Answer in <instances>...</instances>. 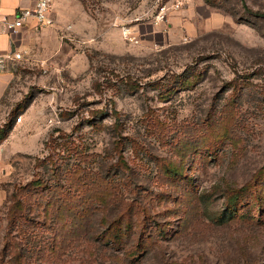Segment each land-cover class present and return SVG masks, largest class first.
<instances>
[{
	"label": "rangeland",
	"instance_id": "1",
	"mask_svg": "<svg viewBox=\"0 0 264 264\" xmlns=\"http://www.w3.org/2000/svg\"><path fill=\"white\" fill-rule=\"evenodd\" d=\"M73 3L37 60L3 69L0 260L11 238L23 264H264V225L250 220L261 209L226 203L264 166V17L246 8L264 13V0ZM233 115L232 140L205 157L208 121ZM78 166L113 193L53 249L49 188ZM17 191L26 220L11 226ZM129 211L115 243L109 228Z\"/></svg>",
	"mask_w": 264,
	"mask_h": 264
},
{
	"label": "trees",
	"instance_id": "2",
	"mask_svg": "<svg viewBox=\"0 0 264 264\" xmlns=\"http://www.w3.org/2000/svg\"><path fill=\"white\" fill-rule=\"evenodd\" d=\"M247 10L253 14L264 17L263 12H254L249 7ZM233 116H222L209 120L206 125L207 136H205L200 145L201 151L206 154L205 157L216 155L218 150L223 147L229 140H232L231 129L236 120ZM7 133L0 136V142L6 139ZM202 151V152H203ZM166 173L174 178H184L183 172L178 165L173 162L165 164ZM85 169L80 166L72 168L68 174H66L65 180H61L62 177H55L56 180H52L51 187L48 194L51 196L47 203L48 208L51 206V217L54 221V248L59 250L63 248L65 241L69 237L75 236L80 230L82 224L87 223L92 216V209L95 203L106 204L105 199L110 197L113 193L110 184L105 181L104 178L93 173L89 176ZM32 186V187H30ZM42 186V183L38 180H34L31 184H28L26 188H34ZM75 187V190L70 189ZM104 189V191H103ZM37 192V190H36ZM32 193V192H31ZM30 193V194H31ZM105 193V194H104ZM21 192H14L13 202L8 210V220L11 226H17L18 221L26 220V205L23 197L20 196ZM48 195V196H49ZM51 199V201H49ZM105 201V202H104ZM226 203L230 209L239 208L241 204H245L250 210L259 207V215L254 213L250 215V220L255 221L261 225H264V166L258 169L253 179L248 181L245 185L231 189L226 196ZM132 223V216L130 211L124 213L119 219H116L109 231L112 230L109 239H113L115 243H122L125 237L126 226ZM125 224V225H124ZM70 226V227H68ZM61 227V230L58 229ZM68 227L69 235L63 234L64 228ZM110 233V232H109ZM10 237V233L7 234ZM7 248H13L10 251V257L6 260L5 257L1 258L0 264H23L24 255L21 253L22 248L18 241L11 238L8 239Z\"/></svg>",
	"mask_w": 264,
	"mask_h": 264
},
{
	"label": "crops",
	"instance_id": "3",
	"mask_svg": "<svg viewBox=\"0 0 264 264\" xmlns=\"http://www.w3.org/2000/svg\"><path fill=\"white\" fill-rule=\"evenodd\" d=\"M34 2L35 0H0V59L14 52H26V56H29L32 60H37L41 51L49 44L47 36L54 37L56 35L54 26L61 20L60 15L62 11L69 9L70 14H73L74 11L73 0H54L52 15L55 19V24L53 26L39 27L36 23L32 22L18 33H11L6 28L1 17L4 14L14 13L18 8L29 7ZM9 62L12 61L5 59L6 67ZM3 69L0 64V101L6 94L10 82V74L3 72Z\"/></svg>",
	"mask_w": 264,
	"mask_h": 264
},
{
	"label": "built area",
	"instance_id": "4",
	"mask_svg": "<svg viewBox=\"0 0 264 264\" xmlns=\"http://www.w3.org/2000/svg\"><path fill=\"white\" fill-rule=\"evenodd\" d=\"M53 0H35V2L29 7L18 8L12 14H4L1 18L6 28L13 34L18 33L22 28L34 22L39 27H49L55 24V20L52 15ZM131 41H137V38L133 36L129 29L125 30ZM26 52H14L0 59L2 68L5 67V59L8 61L23 60L26 58ZM18 122L22 120L19 117Z\"/></svg>",
	"mask_w": 264,
	"mask_h": 264
}]
</instances>
